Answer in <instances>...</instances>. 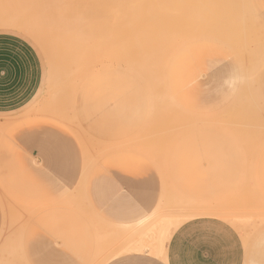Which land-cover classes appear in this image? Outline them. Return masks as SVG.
Instances as JSON below:
<instances>
[{
	"label": "rangeland",
	"instance_id": "374dc122",
	"mask_svg": "<svg viewBox=\"0 0 264 264\" xmlns=\"http://www.w3.org/2000/svg\"><path fill=\"white\" fill-rule=\"evenodd\" d=\"M34 1L0 0V264H163L131 248L192 218L264 264V0H107L108 23L57 40L64 12ZM132 16L185 35L167 65L193 36L183 90L160 92L168 67H136L140 48L128 70Z\"/></svg>",
	"mask_w": 264,
	"mask_h": 264
},
{
	"label": "crops",
	"instance_id": "0c3cea01",
	"mask_svg": "<svg viewBox=\"0 0 264 264\" xmlns=\"http://www.w3.org/2000/svg\"><path fill=\"white\" fill-rule=\"evenodd\" d=\"M194 63L192 36L183 44L181 51L169 59L166 80L169 92L180 91L188 86ZM197 65L200 66L198 62ZM154 237L157 244L163 240V245L149 246L146 250L142 246H134L131 249H137L135 252L139 254L133 258L143 260L147 254L150 261L163 264L242 263L243 252L236 233L217 219L192 218L178 223L172 230L166 226L158 228Z\"/></svg>",
	"mask_w": 264,
	"mask_h": 264
},
{
	"label": "bare ground",
	"instance_id": "6f19581e",
	"mask_svg": "<svg viewBox=\"0 0 264 264\" xmlns=\"http://www.w3.org/2000/svg\"><path fill=\"white\" fill-rule=\"evenodd\" d=\"M2 1V0H1ZM12 1V0H11ZM27 0H25V2H26ZM32 1H34V0H32ZM38 1V0H37ZM45 1V0H44ZM44 1H43V3H44ZM59 1V0H58ZM57 1V2H58ZM110 1V0H109ZM230 1V0H229ZM7 2H8V0H7ZM18 2H19V0H18ZM31 2V1H30ZM34 2H36V1H34ZM33 2V3H34ZM42 2V0L40 1V3ZM47 2V1H46ZM45 2V3H46ZM49 3H48V7L49 8H44V9H49V12H58V11H60V10H62V12H64V15H62V13H60L61 14V19H63L62 18V16H66V14L67 13H69V12H72V13H75L76 12V16L75 15H72V16H75L74 17V21H72V19L70 18L69 19V17L67 18V16L70 14H68L67 16H66V18H64L63 20H61L60 18H55V21H53V23H52V26L51 27H53V28H51V30H50V36L49 37H51V39H53V40H57V35L59 34L58 32L60 31V34L58 35L59 37L60 36H62V37H64L65 38V36H66V39H69V38H72L73 36H75V34H71L70 33V31H69V28L71 29V25L73 24V26L74 27H76V29L77 30H75L74 29V27H73V31H75L76 33H78L77 35H79V37H83V36H87L88 34L89 35H91L90 33H86L85 35L83 34H81L80 33V29L81 28H87V29H92V28H94V30H95V26H98L100 23L101 24H103V23H108V21H106L107 20V18L105 17L106 16V13H104L105 15H103L104 17H105V20L103 21L102 19L104 18L103 16H101V13L103 14V12H102V9L103 8H106V6H108L109 5V3L111 2H109L108 4L106 3L107 2V0H62V8L61 9H59V5H60V7H61V4H59L58 6L56 5V4H54V2H55V0H50V1H48ZM60 2V1H59ZM4 3H6V0H5V2ZM4 3H2V5L4 4ZM10 3V2H9ZM13 3H14V1H13ZM29 3V2H28ZM28 3H26V4H28ZM33 3H31V6H32V4ZM224 3V2H223ZM15 4V3H14ZM24 4V3H23ZM37 4H39V3H36V7H39V6H37ZM42 4V3H41ZM40 4V5H41ZM107 4V5H106ZM1 5V3H0V6L1 7H3ZM6 5V4H5ZM5 5H4V7H5ZM16 5V4H15ZM20 5V4H19ZM18 5V6H19ZM33 5H35V4H33ZM46 5V4H45ZM44 5V6H45ZM27 5H25V7H26ZM29 6H30V4H29ZM0 7V8H1ZM24 7V8H25ZM33 7V6H32ZM43 7V6H42ZM45 7H47V5L45 6ZM109 7V9H110V5L108 6ZM229 7V6H228ZM6 8V7H5ZM3 8L4 10H6V9H8V8ZM20 8V7H19ZM23 8V7H22ZM9 9H10V6H9ZM13 9V8H12ZM16 9V8H15ZM27 9H31V8H28V6H27ZM33 9H36V8H33ZM40 9V8H39ZM42 9V8H41ZM57 9V10H56ZM106 9H108V8H106ZM1 10V9H0ZM14 10V9H13ZM13 10H11V11H13ZM43 10V9H42ZM51 10V11H50ZM16 11V10H15ZM27 11V10H26ZM33 11V10H32ZM35 11V10H34ZM44 11V10H43ZM104 11V10H103ZM3 12H5V11H3ZM2 12V13H3ZM8 12V10L6 11V13ZM24 12V11H23ZM29 12V11H28ZM27 12V13H28ZM37 12V11H36ZM44 12H47V11H44ZM44 12H42L43 14H44ZM18 13V12H17ZM20 13V12H19ZM22 13V12H21ZM20 13V14H21ZM30 13V12H29ZM42 13H39L40 15H42ZM66 13V14H65ZM128 12L127 11H124V13L122 14L123 15V17H124V22L123 23H125V20L126 21H128V19H129V14H127ZM14 14V13H13ZM36 14V13H35ZM45 14H47V16L46 17H48V12L47 13H45ZM53 14V13H52ZM56 14V13H55ZM58 14V13H57ZM126 14L128 15V17L126 16ZM0 15H2L3 16V14H0ZM15 16H17L16 14H14ZM22 15V14H21ZM20 15V16H21ZM31 15V14H30ZM37 15V14H36ZM54 15V14H53ZM52 15V16H53ZM4 16H5V14H4ZM10 16V15H9ZM13 16V15H12ZM27 16V15H26ZM35 16V15H34ZM51 15L49 14V17H50ZM58 17H59V15H57ZM71 16V17H72ZM22 17V16H21ZM24 17V16H23ZM32 17V16H31ZM38 17V16H37ZM10 19H11V17H9ZM41 18H45V17H42L41 16ZM52 18V17H51ZM53 18H54V16H53ZM52 18V19H53ZM126 18V19H125ZM134 18H137V20H135ZM5 19H6V17H5ZM9 19V20H10ZM26 19V18H25ZM33 19V18H32ZM31 19V20H32ZM35 19H36V16H35ZM46 19H49V18H46ZM58 19H60V20H58ZM133 19V20H132ZM141 19V18H140ZM139 19V17H137V16H132L131 17V20L132 21H134V23L136 24L137 22L139 23V24H141L140 25V27H143V28H139V27H137V24L136 25H134V27H132V33H134V34H137V35H139V36H141L142 34L141 33H144L143 35H142V38H139V39H134V37H136L137 35H132V36H130V38L132 39V42L131 41H129L128 40V42H130L129 43V45H126V47H125V49L126 48H128V49H126V51H129V52H127V56H126V58H129L130 57V59L133 61H131L130 59V61H129V63L130 64H128L129 66H130V69H128L129 68V66H127V69L128 70H130V72H131V70H135L136 69V67H138V68H140V69H142V70H144L143 69V67H141V65L143 64V66H146L145 68H147L148 70L149 69H151L152 70V68L155 66V64H164L165 63V65H164V67L167 65V63H166V56H167V52H168V49H170V47L172 46V44L174 45V44H176L177 42H181V37H184V36H182L181 34H179V35H181V37H179V35H177L176 34V30L173 28V27H165V26H163L161 23H160V20L158 19V18H155L153 21H151V23H150V26L149 25H145L149 20H151L152 19V17H149V18H147L148 20H145L146 18H143V19H141L140 20ZM1 20V19H0ZM12 20V19H11ZM14 20V19H13ZM27 20H29V19H27ZM40 20V19H39ZM38 20V21H39ZM145 20V21H144ZM156 20H158V21H156ZM4 21V23L6 22L5 20H3ZM20 21H23V20H19L18 22L20 23ZM35 22H36V20H34ZM42 21V20H41ZM50 21H51V19H50ZM106 21V22H105ZM141 21H143V22H146V23H143V22H141ZM27 22V21H26ZM25 22V23H26ZM45 22H47V20H45ZM49 22V21H48ZM52 22V21H51ZM110 22V21H109ZM129 22H131L130 21V19H129V21L128 22H126V23H129ZM0 23H1V21H0ZM3 23V24H4ZM12 23V22H11ZM24 23V24H25ZM27 23H29V22H27ZM31 23V22H30ZM72 23V24H71ZM99 23V24H98ZM153 23V24H152ZM156 23V24H155ZM15 24H16V22H15ZM22 24V23H21ZM43 24H44V22H43ZM42 24V25H43ZM49 24V23H48ZM96 24H98V25H96ZM100 24V25H101ZM138 24V25H139ZM158 24H160V25H158ZM8 25V24H7ZM23 25V24H22ZM31 25V24H30ZM34 26L33 27H35V24H33ZM38 25V24H37ZM41 25V27H43ZM104 25V24H103ZM152 25V26H151ZM17 26V25H16ZM28 26H29V24H28ZM50 26V25H49ZM102 26V25H101ZM147 27V30L149 29V27H151V29H149V33L147 32L146 34H145V32L147 31L146 29H144V27ZM159 26V27H158ZM163 26V27H162ZM38 27V26H37ZM39 27H40V25H39ZM47 27H48V25H47ZM137 27V28H136ZM155 27V28H154ZM159 28V29H161V28H163V29H161L160 31L157 29V28ZM161 27V28H160ZM44 28H45V26H44ZM57 28H59L58 29V32H57ZM48 29H50V28H48ZM134 29H135V31H134ZM144 29V30H143ZM154 29V30H153ZM157 29V30H156ZM56 31V33H58V34H55L54 32ZM72 30V29H71ZM139 30V31H138ZM156 30V31H155ZM73 31H71V32H73ZM91 31H93V30H91ZM145 31V32H144ZM155 31V33H156V35H154L153 37H152V35L154 34H151V32H154ZM175 31V32H174ZM48 32V31H47ZM94 32V31H93ZM141 32V33H140ZM69 33L71 34V35H73V36H71V35H69ZM132 33H130V34H132ZM139 33V34H138ZM52 34V35H51ZM88 35V36H89ZM120 35V34H119ZM148 35H150L149 37L151 38H149V37H147ZM70 36V37H69ZM134 36V37H133ZM146 36V37H145ZM176 36H178V40H176ZM78 37V36H77ZM78 37V38H79ZM144 37V38H143ZM155 37V38H154ZM176 37V38H175ZM74 38H76V36L75 37H73V39ZM129 37L127 38V39H130ZM135 41H134V40ZM154 39V40H153ZM184 39V38H183ZM189 39V38H188ZM60 40H64V39H60ZM138 40V41H137ZM174 40H176V41H174ZM180 40V41H179ZM143 41L144 42H146V46H145V44H142L143 43ZM133 42H135V44L133 43ZM140 42H142V43H140ZM176 42V43H175ZM140 43L141 45H138V44ZM130 44H133V46L132 45H130ZM136 44H137V46H138V48L136 49V51L135 50H133L134 48L133 47H135L136 46ZM177 44H179V43H177ZM131 46V47H130ZM143 47V48H142ZM130 48H131V50H132V52L130 51ZM143 51H141L140 49ZM138 50H139V52H138ZM142 52V53H141ZM129 53V54H128ZM132 53V54H131ZM136 53V55H134ZM139 54V56H138V54ZM140 53H141V55H142V57H143V60L145 61H142L141 59H140V61H139V63H141V61H142V63L141 64H139V66H138V64L136 65V67L134 66L135 64H136V62L139 60V58H142L141 56H140ZM133 55H134V57H133ZM133 58V59H132ZM135 58V59H134ZM134 60H136L135 62H134ZM135 63V64H134ZM145 63V64H144ZM133 65V66H132ZM134 68V69H132V68ZM156 67V66H155ZM154 67V70H156V71H160V70H157V67L155 68ZM137 70V69H136ZM135 70V71H136ZM141 70V71H142ZM146 70V69H145ZM135 71H132V72H135ZM140 71V72H141ZM147 71V70H146ZM131 72V73H132ZM139 71H138V74H137V71H136V73H132L133 75L134 74H136L135 75V77L136 76H138L139 77V73H140ZM144 72V71H143ZM147 72H149V71H147ZM146 73V72H145ZM156 72H152V73H150V74H152V76H154V74H155ZM144 74V73H143ZM157 74V73H156ZM140 75H141V73H140ZM144 76H146L145 74L143 75V77ZM148 76H150L149 74H148ZM142 77V78H143ZM141 78V77H140ZM140 78H138V79H140ZM145 78H148V77H145ZM154 79V78H153ZM145 81H146V79H145ZM145 83L144 81H143V79H141V83ZM146 82H148V81H146ZM158 83V82H157ZM156 83V84H157ZM150 84V83H149ZM148 84V85H149ZM144 86H146V84H143ZM151 85V84H150ZM142 86V85H141ZM144 86H143V88H144ZM151 87V86H150ZM145 89V88H144ZM159 89H160V92H167V86L166 85H162L161 86V88L159 87ZM208 206V205H207ZM202 207V206H201ZM218 208V207H217ZM216 209V208H215ZM222 210V209H221ZM213 211H215V210H213ZM218 212H219V210H217ZM224 211V210H223ZM222 211V212H223ZM221 211H220V213L221 214H223ZM220 214V215H221ZM228 214V213H227ZM195 215V214H194ZM226 215V214H225ZM229 216V215H228ZM195 217H197V216H195ZM227 217V216H226ZM188 218H189V216H188ZM233 220V219H232ZM180 223H182V222H179V224ZM238 223V222H237ZM240 223V222H239ZM176 225V224H175ZM235 225V224H234ZM177 226V225H176ZM235 226H237V225H235ZM169 234H171V233H169ZM166 239V238H165ZM166 244V243H165Z\"/></svg>",
	"mask_w": 264,
	"mask_h": 264
}]
</instances>
